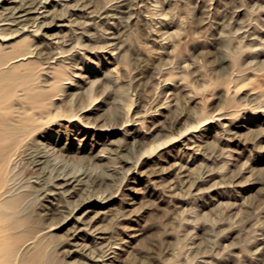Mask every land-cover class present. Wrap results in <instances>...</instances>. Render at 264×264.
<instances>
[{
  "label": "rangeland",
  "instance_id": "1",
  "mask_svg": "<svg viewBox=\"0 0 264 264\" xmlns=\"http://www.w3.org/2000/svg\"><path fill=\"white\" fill-rule=\"evenodd\" d=\"M49 8L60 26L49 30L47 52L38 51V27L0 30V55L29 51L9 65L23 62L17 72L32 71L44 93L41 108L22 89L12 97L10 122L33 116L36 126L13 155L3 196L17 200L14 264L38 249L42 264H264V0ZM210 115L187 138L141 154ZM67 176V190L56 188ZM80 215L91 226L70 240Z\"/></svg>",
  "mask_w": 264,
  "mask_h": 264
},
{
  "label": "bare ground",
  "instance_id": "2",
  "mask_svg": "<svg viewBox=\"0 0 264 264\" xmlns=\"http://www.w3.org/2000/svg\"><path fill=\"white\" fill-rule=\"evenodd\" d=\"M51 2H52V0H4V2L0 4V14L1 15H7V17H5L4 20H10V21H7L5 23H1L0 24V30L2 28H4V26L12 27V25H15V28L12 29L13 30L12 32L15 31L16 33H19L22 35L23 33L25 34V32L34 33V31L37 30V27H38L39 29H42V31H43L42 33H40V35L39 34L37 35L41 41L37 44V47L39 49L38 51H39V53L47 52V50H46L47 49V47H46L47 41L49 39L51 41V39H52L49 35V30L52 27L60 26V25H56V21H54V18L59 19V17L57 15L54 16L55 15V14H53L54 10H51L49 8L51 6ZM0 20H3V19L0 18ZM3 24H8V25H3ZM9 38H11V37H3L2 40L5 41V40H8ZM24 45H25V42L23 41L22 44H19V48L23 49ZM28 52L22 51L21 53H19V55L17 54V55H13V56H9L8 54H5L6 57L3 55H0V264H14V258L16 256V252H17L16 250L18 247V245H17L18 241L16 239H14L15 235L12 232V230L14 228V223L12 221L13 211H9V209H11V210L14 209V206H16V204H17V200L15 198L3 199V196L6 193V188H7V174L9 171V165H10V162L12 161L13 155H16L17 152L19 151V148H20L21 144L23 143V140L25 138H27L30 134H32L34 132V130L36 129V126L34 124H32V120L35 119L33 116L25 117V119L21 120L22 123L18 124V125L10 122V118L12 117V106H13L12 97L15 95L17 90L22 89L24 96L26 98V103L31 108H35V107L41 108L43 97H44V95H43L44 93H40V91L38 92L35 90L36 88L32 87V84H31V81H32L31 79H33V78H31L33 76L32 71H28V73H25L24 75H21L20 72H17V71H19L18 67H20V65L23 62H20V63L17 62L14 65L12 64V66L9 65V61L11 58L15 59L17 56L22 55V57L16 58V60L20 61L22 59H26L25 55H27ZM5 53H7V52H5ZM1 56H3V57H1ZM33 89H34V91H33ZM76 115H78V114L72 113V114L66 115V116H68V119L72 118L71 120H74L76 118L74 116H76ZM219 116H221V113L218 115V117ZM216 118L217 117H215V115H210L208 117H204L196 125L188 126L185 129L181 130L180 135H178V136L173 135V136H170L169 138H167L163 141H159L155 144H152L150 147L145 148L141 154L142 155H146L148 153L151 154L155 150L162 148L164 145H167V144H170V143L177 141V139L181 136L183 138H187V134L192 133V130H195L192 128L197 127L199 125L208 124ZM130 120L131 119H126V121L124 123H126L127 125H130L131 124L129 122ZM132 121H134V120H132ZM130 143H131V140H130ZM139 145H141V147H143V148L146 146L143 143H140ZM185 148H186V146H185ZM38 164H40V159H38V161L36 162V165H38ZM70 178H71V176L61 178L62 181H59L55 187L67 190L66 188L73 183V180H71ZM54 193H57V192L54 190L47 191V192L45 191V195L47 197H53ZM112 199L113 198H111V197H107L106 201L100 203V205L107 207L108 206L107 204H109ZM91 209H93V208H91ZM88 216H90V215H88ZM86 217H87V215H80V216H75L73 218L74 224H72L68 233L66 234L69 236L70 240L79 241V240L85 239V236H84L85 232L84 231L86 230V228L83 226V224H87V225L91 226V223H92V220H88ZM94 218L98 219V218H100V215H97ZM58 222L60 224L63 223L62 220L50 223V225H49L50 227L47 231L53 230L54 228H58L60 226V224H58ZM93 230H95L94 236H96V239L97 238H100V239L107 238L104 236V233H106V232L104 229H102V227H94ZM114 246H115L114 244L110 245V249L112 248L111 253L114 252V248H115ZM41 255L42 254L38 249V253L36 255H34V257H32V259L21 258V261L19 264H42Z\"/></svg>",
  "mask_w": 264,
  "mask_h": 264
}]
</instances>
